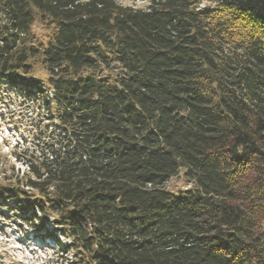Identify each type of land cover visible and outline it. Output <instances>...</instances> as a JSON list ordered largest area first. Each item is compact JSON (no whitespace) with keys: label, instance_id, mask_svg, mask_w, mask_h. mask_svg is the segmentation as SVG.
<instances>
[{"label":"trees","instance_id":"obj_1","mask_svg":"<svg viewBox=\"0 0 264 264\" xmlns=\"http://www.w3.org/2000/svg\"><path fill=\"white\" fill-rule=\"evenodd\" d=\"M6 98L1 218L59 264H264V0H0Z\"/></svg>","mask_w":264,"mask_h":264},{"label":"rangeland","instance_id":"obj_2","mask_svg":"<svg viewBox=\"0 0 264 264\" xmlns=\"http://www.w3.org/2000/svg\"><path fill=\"white\" fill-rule=\"evenodd\" d=\"M135 5L145 8L146 4L138 2ZM12 102L7 98L0 101V181L3 178V170L9 174V171L13 169L14 175H18L20 178L25 175L26 164L13 158V153L15 149H18L15 152L24 156L22 149L31 145L27 134L32 131L29 130L30 124L35 119L39 122L37 116L39 110L29 109L24 102L15 100ZM38 136H41L40 132ZM26 137L27 139H25ZM182 172L183 170H181ZM185 185L186 183L179 174L177 178L171 179L166 187L176 191ZM6 221L7 223H5ZM32 231L25 226L22 227L20 222L16 223L14 218L4 220L0 214V264H59L61 259L57 255L59 251L55 249L57 248L56 244L51 242L48 245L47 242L42 244L36 240H28L29 238L26 236L30 237Z\"/></svg>","mask_w":264,"mask_h":264}]
</instances>
